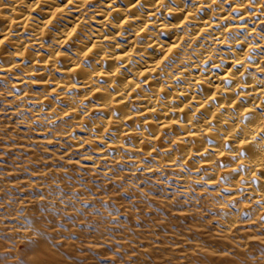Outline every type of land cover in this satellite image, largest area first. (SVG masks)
Wrapping results in <instances>:
<instances>
[{"label": "clouds", "instance_id": "clouds-1", "mask_svg": "<svg viewBox=\"0 0 264 264\" xmlns=\"http://www.w3.org/2000/svg\"><path fill=\"white\" fill-rule=\"evenodd\" d=\"M176 3L0 0L8 264H264V0Z\"/></svg>", "mask_w": 264, "mask_h": 264}, {"label": "rangeland", "instance_id": "rangeland-1", "mask_svg": "<svg viewBox=\"0 0 264 264\" xmlns=\"http://www.w3.org/2000/svg\"><path fill=\"white\" fill-rule=\"evenodd\" d=\"M45 215L48 218L52 219L53 221L55 220V216L52 214V212L45 211ZM44 219H45L44 216H38V217L34 216L29 219L28 223H33V222L40 223ZM14 240H15L14 236L10 234H6L4 231L0 230V242H7V241H14ZM5 246L7 245L5 244ZM35 246H36L35 243L22 246L20 249V254L26 256L29 252L32 251V249ZM15 254L16 253L14 252H0V264H8L9 259Z\"/></svg>", "mask_w": 264, "mask_h": 264}, {"label": "bare ground", "instance_id": "bare-ground-1", "mask_svg": "<svg viewBox=\"0 0 264 264\" xmlns=\"http://www.w3.org/2000/svg\"><path fill=\"white\" fill-rule=\"evenodd\" d=\"M123 2H124V0H121V3H122V4H123ZM184 2H185V3H190L191 0H184ZM170 3L173 4V5L179 6V5H177L176 0H170ZM121 6H124V5H121ZM100 19H102V17H100ZM203 19H204V20H207V16L205 15V16L203 17ZM201 26H203V25H201Z\"/></svg>", "mask_w": 264, "mask_h": 264}]
</instances>
